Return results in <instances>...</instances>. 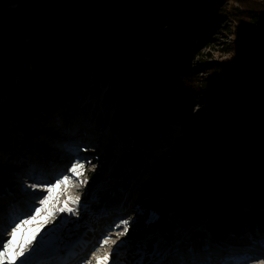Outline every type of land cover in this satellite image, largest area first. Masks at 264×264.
Wrapping results in <instances>:
<instances>
[{"label":"trees","instance_id":"trees-1","mask_svg":"<svg viewBox=\"0 0 264 264\" xmlns=\"http://www.w3.org/2000/svg\"><path fill=\"white\" fill-rule=\"evenodd\" d=\"M174 16L202 24L203 42L211 32L228 30L225 25L233 21L235 30L228 33L234 34L231 49L237 62L222 66L203 59L200 48L180 32L183 23L174 27ZM161 32L171 37L158 38ZM143 44L148 57L142 59L145 71L131 52ZM195 53L196 60L201 59L197 64L189 62ZM174 59L179 61L177 68L171 65ZM98 64L104 78H110L107 95L116 96L130 110L127 116L112 119V130L135 141L123 161L139 159L137 149L157 135L161 127L152 126L155 111H159L156 121L162 126L183 121L192 128L198 92L217 97L224 75L231 80L225 101L246 103L249 114L233 115L237 117L227 131L225 149L183 173L177 202L171 208L179 227L191 225L211 204H217V214L227 215L241 207L250 190L264 194V0H0V78L7 77L12 85L1 104V115L17 110L31 118L46 105L67 103ZM31 67L44 73L45 84ZM203 72L212 73L202 78ZM144 73L168 87L166 92H141L138 82ZM247 73L251 80L240 82ZM14 75L19 85L14 84ZM245 91L250 95L244 98ZM205 105L218 112L220 103ZM195 124L204 133L215 132L213 122L208 123L210 128ZM246 129L253 133L245 134ZM224 156L229 159L224 173L240 166L241 179L235 183L209 178ZM91 175L95 179L98 174ZM238 218L242 227L246 218Z\"/></svg>","mask_w":264,"mask_h":264},{"label":"rangeland","instance_id":"rangeland-1","mask_svg":"<svg viewBox=\"0 0 264 264\" xmlns=\"http://www.w3.org/2000/svg\"><path fill=\"white\" fill-rule=\"evenodd\" d=\"M233 4L235 6L237 5L236 2H233ZM193 17H196L195 13H193ZM174 18L176 19V22L173 24L174 27L181 22L183 23V28H181L180 26V32H182V35L184 37L189 39V43L193 47L200 48V50L204 54L202 56L203 59H207L212 63L223 64L222 66H226L229 64L231 65L233 64V62H237L233 60L234 53L231 49L232 43L234 42V34L228 33V30H231L232 32H234L235 30L236 26L233 21H229L228 24L225 25L227 26L226 28H228V30L226 29L222 33H219L220 31L218 33L211 32L209 34L207 42H203L201 40L202 34H204V28L201 26L202 24L191 22L190 20L185 22L183 18L177 16H174ZM226 31L228 33L227 35L225 33ZM191 34L193 35L191 36ZM157 37H171V33L161 32ZM208 43L210 44V46H207ZM145 48H147V45L145 46L143 44L140 48L131 50V52L134 51L135 55L137 56L138 59L136 63L141 65L140 68L143 71H145V65L143 64L142 57H147L144 54L146 53ZM206 53L208 55H206ZM196 58L197 57L195 53V56L192 59L189 58V62H195V64L201 62V59L196 60ZM178 63L179 61H177V59L171 61V65H174L175 68L178 67ZM29 65L31 66V62H29ZM31 68L36 73L37 78L40 80V83L45 84L44 73L37 67ZM175 68H171V72H173ZM211 73L212 72L201 73L203 74L202 78L209 77ZM224 74L225 73L223 72V75ZM256 74L259 75L260 73ZM251 78L252 76L247 73L244 77H242V79L240 78V82H248L251 80ZM13 80L15 85L20 84L19 79L16 75H14ZM229 80L230 79H227L226 75H224V77L221 79L217 89V97L213 96L212 98H209L207 97V95L201 96V92H198L199 98H196L197 101L194 102L193 106V112L196 113L194 117L196 118L193 119L194 124L192 128L183 121H179L172 126H162L156 121L159 116V111H155V113H153L154 118L152 120V126L153 128H161L157 131V135L152 137L151 140L147 141L143 146H141V148L137 149L138 155L140 154L139 158H142L143 155L149 158V161H147V165L143 166L140 165V162L135 160L134 162L131 160L123 161V158H125L126 154L129 152V147L131 145L136 146L133 138L123 139L120 136V133L118 134L117 131H111L109 129L108 125L109 123L111 124V119L115 114L117 116H127L130 113V110L122 105L116 98V96L110 97L109 95H107V88L110 78H104L101 64H98L95 70L90 72L82 89L75 96L70 97V99L67 100V103L60 102L57 103V105H55L54 107H52V105H46L45 109L40 110L31 118H28L24 112L17 110L5 116L0 114V156H3L2 154H5L6 160L9 159V154L6 153V151L12 149L13 147V140L9 139V135L12 134V136L15 137L13 135L14 133H11V131H13L12 129H10L11 126H8V124L14 125L17 130L18 128H23V132L24 134H26L28 142L30 143V139L34 140L40 136L38 132L33 135L31 133V130H35V128L39 130L40 127H44V124L49 125V123L47 122H42L44 121L42 118L46 117V114H49L51 116L48 119V121L53 123L51 125L60 127L63 122L71 121L69 116L71 117L72 110L70 109H72L77 102L78 105L76 106H78V109L80 110L79 116L92 115L94 118H96V120L101 118L102 124L106 123L104 127L105 135L102 136V143L106 148H104V151L98 152L96 156L95 154L93 155L92 159H94L95 162H93V164L90 166L92 171H94L98 166H103L101 167L97 180H93L92 182L90 181L89 185L86 186V184L83 183V181H85L84 175L73 177L70 179V182L68 184L70 186V189H67L69 191V194L67 190H64V194H59L57 197L58 199L55 207L59 208L63 206L64 201L68 200L69 197H79L80 199V197L83 195L82 191L77 192L74 191V189L72 190V188L80 189V187H84L85 191L89 192V196H87L84 200H80L76 215L63 213L61 217L58 215L57 217L49 219V221L46 223L45 229L53 227V225L58 223L62 217H69V222L71 221L68 227L64 226L62 230L57 234V240L60 241H58L59 243H57L56 240L50 253H52V251L54 253L55 251L60 250L62 247L72 245L76 238L77 240L80 239V237L85 234V231L83 229L86 227V223H89L90 219H92V217L94 216L102 220L104 219L106 221H109L110 224L113 223L111 228L106 230L108 232V236H110L111 239L117 240L118 243H120V241L128 242L124 247L120 248L119 252L124 250L131 253H124V255L122 254L123 257L119 259L114 256L113 259L117 260V264H131L133 260L139 259L140 257L138 255L133 258V252L137 253L138 246L141 244H145L146 242H152L155 247L159 243L160 250H162L161 248L164 245L167 248L170 247L172 245V243L170 242V238L176 231H178V233L182 231L181 233H179V236L181 234L191 235V240L198 247L197 250H200L202 249L204 243H209L207 242L208 239H206L209 233L215 235L216 238H220V236L231 237L243 244L250 241L251 233L256 232V229L264 228V194L256 195L254 194L253 190H250V196L245 201V203H247L248 201L253 202L254 208L251 210V212H254V209L259 211V215H257L256 213L253 214L254 218H251L252 215L250 214V212H247L246 215V208H244L246 206H244L243 208L240 207L227 215H222L217 214V204H211L210 206H208L209 208L206 213H200L199 218L195 222L191 223L190 226H187L186 229L184 228L185 230L183 231L180 230L181 228L178 226L177 220H175L174 216L172 215L171 208H173L174 204L177 202L178 193L183 183V173L188 174L190 168L199 166L208 155L215 156L216 154H218L219 150H224V147L227 145V131L230 130L231 127L233 128L234 125L232 124V120L237 117H234L233 115L235 113L239 116H245L246 114H249L245 109V102H237L236 104L234 103V105L228 104L225 101L224 98L225 96H227V93L231 88V80ZM138 83L139 90L146 95H151L152 93L156 94L157 92L161 95L164 94L168 88H166L164 85L161 86L159 83L154 82L152 76L145 73ZM11 89L12 85H10L8 78L2 76L0 78V109L2 102L9 97V92L11 91ZM249 95V91H245L243 93L244 98ZM80 99H82L83 102L90 103L91 106L97 105V108L95 109V111H88L86 108L82 107V102L80 101ZM72 100L74 101L72 102ZM210 101L211 103H220L218 112L213 111L212 108L205 105L206 102ZM69 105H71V107ZM103 115L105 116L104 118ZM199 119L200 121H198ZM197 122H200L202 125H204V127L208 128H210V125L208 124L209 122L215 123L214 127H211L215 129V132L213 134L204 133L203 130H200L196 127L197 125L195 123ZM176 126H179V129L181 128L179 135L177 136V138L175 136V141L170 142V145H164V143L161 141L162 135L164 136V134H166L170 139H173V134L171 131H173V128H175ZM246 133L252 134L253 131L251 130L249 132V130L246 129L245 134ZM12 136L10 135V137ZM4 137H6V139ZM104 146L100 145L101 148H103ZM3 147H7L5 153H2L4 152L2 151ZM60 153L61 152L59 150V154ZM117 158H119L120 160H117ZM48 160L49 162L53 161L50 158ZM228 160V157L224 156L221 159L220 164L218 166H215L210 171L209 178L214 177V179L219 178V180L227 179L231 183H235L240 180L241 174L239 164L235 166L229 173H224V165L228 163ZM97 162L98 164H96ZM62 166L63 168L68 167V165L65 163H63ZM137 167L139 168L137 169ZM12 170L14 169L10 168V166L5 167L4 165H0V185L2 183L8 182L7 179H9L8 177H10V175H7V173L12 172ZM138 171H141L139 175L143 176L141 180L137 182L134 194L130 196V199H127V207H125L120 213L113 212L109 217H101V215L106 211V208L104 209L102 205H109V202L103 199L104 193L108 189L107 187H110L113 184V180L120 181L121 179H125L126 182H131V177L135 176L134 174ZM66 175L71 176V174L68 172L66 173ZM229 176H235V178L230 179L228 178ZM125 187L129 190V186L126 183L120 185V190L116 188L117 192L119 193V196L117 198H119L120 196H122V199L125 198L126 194L128 193V190L125 191ZM222 193H226V191L221 192V195H223ZM245 203H243V205ZM68 207L77 206L69 202ZM101 209L103 212L100 214L99 211ZM137 209H139V214L137 212ZM152 212L156 213L158 219L149 222L148 217ZM80 213L83 214V219H85L84 222L81 221V224L84 225V228L80 227L82 225L78 223H72L74 219L80 216ZM118 214L121 216L119 220H116ZM249 214L250 217L248 216ZM238 215H243L247 219L245 220L246 223L242 227H240L239 225L241 222L239 221ZM129 218H131V220L129 223L128 235L125 237H119L118 233L123 231V226L117 228L114 227V225H116V223L118 224L122 219ZM102 226L103 225L101 224L100 228ZM253 226L257 227L256 229L254 228V231L253 229H251ZM240 231L242 232V234H244L243 237L240 236ZM196 235L197 237H195ZM102 236H104V233L102 234ZM113 236H116V238H113ZM37 239H39V237H37ZM224 242L226 243V241ZM92 243L93 241L87 242L83 245L90 248L92 246ZM211 245L212 244L206 246ZM97 249L99 250L97 251ZM110 250L115 251L114 246L110 249L99 248L98 245L92 251L87 250L85 254V261L83 264H86V259L91 258L93 253H95L96 255H101L104 252ZM143 251L145 253L144 262H146V257L151 252L147 251V253L144 250V245ZM207 251L212 257L214 252H217L219 254L221 253V247L218 250H216V246L213 248L209 247L207 248ZM164 253L167 257L172 254V251H167ZM41 254L46 255V253H40L38 255L40 256ZM38 255L35 258L34 264H36V262H40L37 260ZM75 261L79 262L80 260L79 258H76ZM165 262H167L166 259L156 260L154 264H165Z\"/></svg>","mask_w":264,"mask_h":264},{"label":"snow or ice","instance_id":"snow-or-ice-1","mask_svg":"<svg viewBox=\"0 0 264 264\" xmlns=\"http://www.w3.org/2000/svg\"><path fill=\"white\" fill-rule=\"evenodd\" d=\"M90 162V161H89ZM84 164L77 158L71 164V167L67 169V172L71 176L63 174L61 178H57L53 181L43 180L37 178V184H44L45 187L41 189L43 198L39 201V206L32 205L29 210V214L26 218H20L18 214H13L10 217L11 231L7 234V238H3V233L7 231V228L0 230V264H34L35 257L40 253L50 252L58 239V233L62 230L64 225L69 222V217H62L60 221L53 225L51 228L45 229L46 223L50 218L54 217L57 213H68L71 215L77 214V208L80 204L79 197H69L64 201L63 206L56 208L50 206L51 201L55 198L56 192L60 189L61 185H68L70 179L73 177H79L82 175ZM87 183V181H83ZM37 184L32 185L33 192L36 194ZM69 202L77 207H68ZM139 214V209H137ZM158 217L155 212H152L148 217L149 222L157 220ZM131 218L122 219L114 227L123 226V231L118 233L119 237H125L129 233V223ZM18 221V222H17ZM30 225H36V227H29ZM42 233V234H41ZM39 237V239H37ZM99 248H115V251H106L101 255L93 253L91 258L86 259V264H117V260L113 259L114 256H118L121 247H124L128 242L111 239L110 236L105 235L102 240L97 242ZM99 249H97L98 251ZM137 255L139 259H135L131 264H144V251L143 244L138 246ZM153 257L160 255L159 243L157 244V251L154 252Z\"/></svg>","mask_w":264,"mask_h":264},{"label":"bare ground","instance_id":"bare-ground-1","mask_svg":"<svg viewBox=\"0 0 264 264\" xmlns=\"http://www.w3.org/2000/svg\"><path fill=\"white\" fill-rule=\"evenodd\" d=\"M144 54L147 56V52L144 53ZM145 58H147V57H142V59H145ZM80 101L82 102V107L83 108H86L88 111L89 110L95 111V109L97 108V105L91 106L90 103L83 102L82 99H80ZM70 110H72V109H70ZM50 117L51 116L49 114H46V117H44L42 119L43 120H48ZM104 117L105 116L103 115V118ZM82 121L83 122H80V123H78V124L75 125L76 127H78V130L80 129L79 131L81 133H88L89 135H93L94 134L96 137H102L103 135H105V133H104L105 128L102 126L101 118L98 119V120H96V118H94L92 115H88V116H82ZM49 123H50V121H49ZM65 125H66V123L63 122L62 125L60 127H58L60 130L57 129L56 127H54V126H49V127L45 126L44 129H40L38 131V133L40 134V136L38 135L39 137H37L34 140L33 139L32 140L30 139V143H29L26 134H24V132H23L24 131L23 128H18V130H17V128L14 125L8 124V126H11L10 129L13 130V131H11V133L13 132L14 133L13 135L15 136V137H13L12 134H10L12 136V139L14 140V146H15V148L8 150V152H9V159L8 160H10V163L13 162V161H15V163H18L19 164L18 167H20V169H22V168L24 169L25 166H27L30 162L33 163L34 160H39L42 164L43 163H47L46 166L42 167V169H43L42 173H44V174L51 173V175L57 173L54 176H52L51 179H49V180H51V181L54 182L55 179L61 178V176L63 174H66L67 173V170H65L66 168H63V166H62L63 163L69 165L68 168L71 167V164L72 163L70 161L69 162H64V161L61 162L59 159H52L53 161H50L49 162L48 159L49 158L51 159L52 156L53 157L54 156H57V158H58L59 156H58V153L57 152L59 150V147H62L61 149H63L64 146H65V148L67 147V145H64L63 144V142H65V141L67 142L66 138L65 137H60V134H59L60 132L55 135V133L58 132V131H61ZM176 128L177 127L173 128V130H175ZM75 130H77V129H75ZM180 130H181V128L178 130V133L176 135V138L179 135ZM78 134L79 133L77 132L76 135L78 136ZM96 140L98 141V139H96ZM161 141L164 143V145H166V144L170 145L169 143L172 142L173 140H172V138L170 139L166 134H164V136L162 135V137H161ZM44 144L46 145V149L49 148V150L47 152L42 151V149L40 147V146H43ZM54 146H55V151H54ZM3 151L4 152H2V153H5V149H3ZM91 153L92 154H95L94 153V149H92ZM92 154H88V152L86 153V155L88 156V158L90 160L93 158ZM148 157H149V150H148ZM0 158H3L2 160H5L4 159L5 156H2ZM139 159H142V160H140L141 166L147 165V161H149V158H147L144 155H143L142 158H139ZM1 163H2V161H1ZM4 163L5 162H3L2 165H4ZM48 165H50L51 167L49 169H46L45 167H47ZM101 167H103V166H101ZM138 168L139 167H137V169ZM140 173H141V171L140 172L139 171L136 172L134 174L135 176H132L131 177L132 178V181L131 182H126L125 179H122L120 181L113 180V184L110 187H108V189L106 190V192L107 191H113L118 186L120 187L121 184L123 185L124 183H126L129 186V190H128V188L125 187L126 188L125 191L128 190V198L130 199V196L132 194H134V192H135V187H136L137 182H139V180H141V178L143 176V175L140 176L139 175ZM8 174L10 175V177H8L9 179H7L8 182L2 183L0 185V195H2V194H4V195H6V194L7 195H11L12 192H13L14 193V196L11 197V199L13 200V199H16V196L18 194H21L20 193L21 189L19 191L16 188V185L17 184L13 181V177H15V173L14 172H9V173H7V175ZM228 178L234 179L235 176H229ZM74 181H75V178H74ZM71 182H73V181H71ZM88 185H89V183L86 184V186H88ZM65 186L66 185H61L60 186V189L56 192L55 196H58L59 194L60 195L61 194H64L63 193L64 190H67V189L69 190L70 189V186L69 185H67L66 187ZM73 189H74V191H77V192H79V191H82L83 192V195L80 197V200H84L87 196H89V192L85 191L84 187H80V189H78V188H72V190ZM61 190H63V191H61ZM116 192H117V190H116ZM43 194H46V193H41V199L43 198ZM68 194H69V191H68ZM115 198H116V196L113 197L112 201H115ZM121 198H122V196H120L118 199H121ZM0 200H5V199L0 198ZM5 203H10V202H7V200H5L4 203H0V209L3 207V205ZM244 206H246V207H244ZM23 207L25 209H27V205H23ZM241 207L242 208L243 207L246 208V211L245 212L246 213L247 212L248 213L250 212V214L252 215V217H253V214L254 213L259 214V211L258 210H255V209L253 210L254 212H251V210L254 208L253 202H249L248 201L244 205L241 204ZM2 210H5V207H3ZM242 211H244V210H242ZM250 214H249V216H250ZM58 215L61 217L63 215V213H57L54 217H57ZM52 218H50V219H52ZM220 218H223V217H220ZM224 219H225V217H224ZM5 222H7V223L10 222L9 218H7L5 220ZM223 222H226V221H223ZM208 232H209V230H208ZM224 236H226V235H224ZM95 237H97V236H95ZM188 237L190 239L191 238V235H189ZM113 238H116V236H113ZM186 238L187 237H185L184 239H186ZM229 238L230 237H223V236H220V238H216L215 235L209 233L208 234V240H207V242H209L210 244H212L210 246V248L213 247V246H220L221 247V250H222V249H225L226 248L227 242H228V239ZM92 239H94V237ZM219 240L226 241V243L223 242L224 243L223 244L222 241H219ZM58 241H60V240H57V243H59ZM186 242H187L186 240L183 241V243H186ZM179 250L184 251L185 250V247L179 246ZM64 251H66V247H62L60 250H57L54 253L52 251V253L45 252L46 255L45 254H41L40 256L38 255V259L37 260L40 261V262L39 263L36 262V264H42V263H47L49 261H54L55 258L56 257H59ZM156 251H157V246L155 248V252ZM124 253L125 254H130L131 252L124 251ZM133 255H134L133 258H135V256H137V253L133 252ZM40 257H42V258H40ZM255 261H256V263H262V264H264V261H259V259H256ZM55 262H56V260H55Z\"/></svg>","mask_w":264,"mask_h":264}]
</instances>
